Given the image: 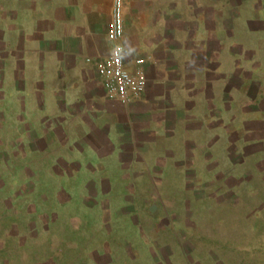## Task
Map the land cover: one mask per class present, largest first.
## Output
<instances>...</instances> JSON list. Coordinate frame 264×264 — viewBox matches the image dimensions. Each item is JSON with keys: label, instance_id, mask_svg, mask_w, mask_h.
<instances>
[{"label": "rangeland", "instance_id": "374dc122", "mask_svg": "<svg viewBox=\"0 0 264 264\" xmlns=\"http://www.w3.org/2000/svg\"><path fill=\"white\" fill-rule=\"evenodd\" d=\"M224 3L226 18L236 7L238 20L229 18L232 33L217 52L238 67L228 71L240 87L198 94L189 87L187 95L218 103L219 123L208 111L195 135L173 125L171 118L192 114L178 107L185 95L143 100L147 61L139 57L140 113L124 105L128 138L114 141V154L102 161L86 139L63 142L46 122L43 99L37 105L41 87L23 73L12 77L0 59V264H264V0ZM0 21L8 24V13ZM75 89L61 112L73 114L67 103L79 99Z\"/></svg>", "mask_w": 264, "mask_h": 264}, {"label": "crops", "instance_id": "0c3cea01", "mask_svg": "<svg viewBox=\"0 0 264 264\" xmlns=\"http://www.w3.org/2000/svg\"><path fill=\"white\" fill-rule=\"evenodd\" d=\"M2 1L0 14L5 17L8 13L9 23L0 21V59H4L2 64L9 74L15 77L23 73L30 82L36 81L37 86L41 87L43 98L36 99L37 105L43 99L44 107L50 109L45 113L50 118L46 122L56 127L55 134H63V142L70 139L76 143L79 139H86L88 145L96 149L95 153L101 161L114 154L116 144L119 145L114 141L128 138L124 127L129 115L125 114L123 107L131 104L135 114L140 113L135 105L141 99L134 98L127 104L108 100L95 67V61L106 56L110 50L106 25L114 0H8L6 6ZM224 1L122 0V42L126 65L133 68L134 61L139 57L147 61L143 65L148 82L143 95L145 101L154 98V93L164 102L169 98L178 99V94L184 93L178 107L192 114L180 120L171 118L170 122L182 126L186 133L194 131L195 135V126L197 123L204 124L201 116L206 118L208 111L213 116L210 123L214 117L218 123L221 120L220 115L212 111L218 109L219 104L205 105L202 101L193 100L187 96L189 87L194 88L196 94L206 87L212 92L219 88L225 91L226 86L235 90L240 87L234 84V72L228 71L238 67L231 64L232 58L227 59L229 64L225 61L224 50L217 52V46L224 49L226 31L232 33L229 27L234 20L229 18L234 17L231 13L237 10L233 6L231 11L227 9V12L230 11L227 19ZM220 4H224L223 10H220ZM234 18L238 20V16ZM193 39H197V43L190 51L188 46ZM6 42L9 44L8 56L2 47ZM205 42L209 45L207 49ZM164 45L169 46V53L162 51ZM229 53L234 57L233 52ZM5 56L8 57L7 61ZM166 77L173 78L162 82ZM196 83L199 84L197 87ZM74 88L81 94L74 103H67L74 109L73 114L66 110L63 113L60 111L63 101L67 100V95ZM154 112L159 118L161 110L157 108ZM30 120L35 122L32 118ZM191 122L193 127H190ZM148 125L152 126L153 122H148ZM88 129L91 131L88 132ZM131 129V132L137 131V128ZM175 130L172 131L173 135ZM64 146L62 144V148ZM173 146L171 152L175 153L179 146ZM104 163L101 162L98 167L101 172L105 170ZM101 175L103 178L104 173ZM105 179L103 183L107 185L112 180Z\"/></svg>", "mask_w": 264, "mask_h": 264}, {"label": "built area", "instance_id": "2783aa9c", "mask_svg": "<svg viewBox=\"0 0 264 264\" xmlns=\"http://www.w3.org/2000/svg\"><path fill=\"white\" fill-rule=\"evenodd\" d=\"M122 5V0L113 2L106 27V36L111 43L110 50L106 56L95 61V67L108 96L127 104L144 90L145 76L141 67L143 59L136 60L133 68L128 67L124 59Z\"/></svg>", "mask_w": 264, "mask_h": 264}, {"label": "water", "instance_id": "95a60500", "mask_svg": "<svg viewBox=\"0 0 264 264\" xmlns=\"http://www.w3.org/2000/svg\"><path fill=\"white\" fill-rule=\"evenodd\" d=\"M150 210H151V211L155 210V205H151V206H150Z\"/></svg>", "mask_w": 264, "mask_h": 264}]
</instances>
